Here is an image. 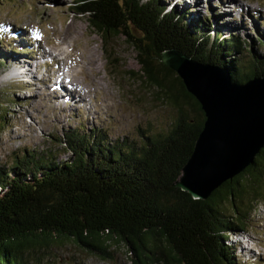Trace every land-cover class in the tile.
I'll use <instances>...</instances> for the list:
<instances>
[{"label": "trees", "instance_id": "16d2710c", "mask_svg": "<svg viewBox=\"0 0 264 264\" xmlns=\"http://www.w3.org/2000/svg\"><path fill=\"white\" fill-rule=\"evenodd\" d=\"M185 8L163 0L76 1L73 9L105 43L125 36L133 44L143 82L175 116L169 129L142 132L138 141L112 139L106 129L86 130L81 123L57 139L71 153L67 159L33 149L0 164V264H41L28 251L58 239L103 256L107 241L116 239L133 264H236L227 241L264 204V147L254 164L208 198L177 186L206 114L164 53L176 50L226 68L238 83L264 77V53L253 51L247 67L241 59L247 42ZM258 43L264 48V38Z\"/></svg>", "mask_w": 264, "mask_h": 264}, {"label": "rangeland", "instance_id": "374dc122", "mask_svg": "<svg viewBox=\"0 0 264 264\" xmlns=\"http://www.w3.org/2000/svg\"><path fill=\"white\" fill-rule=\"evenodd\" d=\"M76 1L0 0V54L5 61L0 63V116L6 112L0 126L1 165L11 164L15 154L33 149L51 150L56 158L67 159L71 153L57 139L81 123L86 130L106 129L112 139L127 136L137 141L142 132L154 135L170 127L175 111L158 96L155 87L143 82L133 44L125 36H113L105 43L87 16L73 9ZM163 1L170 6L183 5L194 19L209 18L214 26L222 28L225 36H240L249 44L241 58L247 67L252 64L253 51L264 53L258 43L264 38V0H232L243 7L240 13H236V7L228 9L232 7L229 3L227 9L219 8L227 0H210V3L202 0L200 6L196 0ZM42 51L47 54L42 59L43 67L36 65L32 72L15 74L22 75L15 78L4 71L7 59L17 52L34 58ZM164 60L167 61L166 56ZM27 64L30 61L26 60ZM60 73L79 92L72 93L60 85L52 96L51 85ZM63 81L69 82L65 78ZM67 91L68 104L75 109L68 104L62 109L56 100H62ZM241 231L233 236L229 234L227 241L234 248L236 264H263L264 204ZM107 246L108 255L103 256L71 239H58L49 246L34 247L28 255L41 264H133L124 242L110 239Z\"/></svg>", "mask_w": 264, "mask_h": 264}, {"label": "water", "instance_id": "95a60500", "mask_svg": "<svg viewBox=\"0 0 264 264\" xmlns=\"http://www.w3.org/2000/svg\"><path fill=\"white\" fill-rule=\"evenodd\" d=\"M206 114L193 154L177 186L208 198L224 182L254 164L264 147V77L233 81L226 68L164 53Z\"/></svg>", "mask_w": 264, "mask_h": 264}, {"label": "bare ground", "instance_id": "6f19581e", "mask_svg": "<svg viewBox=\"0 0 264 264\" xmlns=\"http://www.w3.org/2000/svg\"><path fill=\"white\" fill-rule=\"evenodd\" d=\"M205 1H207V2H209L210 3V0H205ZM202 3V0H196V3H197V6H200L201 5V3ZM227 3H229V4H231V6L232 7H230V8H228V9H230V10H233V9H235V7L237 8V10H236V13H240L241 11H242V9H243V7L242 6H240V4H237V1H232V0H227L226 1V4H220V6H219V8L221 7V8H224V9H227V7H228V5H227ZM218 7V6H217ZM246 10H252V9H248V8H246ZM195 13H199V12H195ZM238 27V26H237ZM236 27V28H237ZM22 35V34H21ZM41 47V46H40ZM40 50H41V48H40ZM25 52L23 51V54H24ZM37 56H33L34 58H32V57H30L29 56V58H27V57H23L22 56V54L19 52H17V54L16 55H12V56H10L8 59H7V61H6V64L4 65L5 66V70L4 71H9V75L8 76H11V77H13V78H15V77H22V75H18V76H16L15 74H18V73H23V72H32L31 71V69H33V67L34 66H40V67H43L42 66V59L45 57V58H47V54H46V52L45 51H42V53H37L36 54ZM44 55V56H43ZM9 56V54L7 55V57ZM26 60L27 61H30V64L27 66L26 65ZM55 60H57V59H55ZM8 62H10L9 64H8ZM35 62V63H34ZM16 63H18V65L16 64ZM21 64H23V66L21 65ZM26 65V66H25ZM45 65V64H44ZM51 65L53 66V62L51 63ZM6 67H9V69H6ZM17 67H19L20 69L18 70V71H16V69H17ZM22 67H24L25 68V70L22 68ZM47 67H49L50 68V62H47ZM61 74V73H60ZM26 74H24V76H25ZM48 75V74H47ZM55 75H57V74H55ZM29 76V78L31 79V75L29 74L28 75ZM60 76H61V78H60ZM57 75V78H56V80H55V82H53V85H51V89L50 88H48V89H50L51 91L50 92H52L51 94H52V96L54 95V93L53 92H57V87L58 86H60V85H62V86H64V88L65 89H67L68 91H69V89H71L70 91L72 92V93H74V92H76V91H78L74 86H73V82L71 83V81H69V79L67 80L66 78H68L67 76H64L63 74H61V75ZM64 76V77H63ZM65 78V80L66 81H69V82H65V81H63V78ZM51 81V80H50ZM64 82V83H63ZM47 87V86H46ZM71 87V88H70ZM47 89V88H46ZM68 91H67V93L65 94V95H63V99L62 100H60V99H56L59 103H60V108H66L67 106H66V104H68ZM79 92V91H78ZM81 94L79 95V97L81 98V100L83 101L84 100V95H83V93L82 92H80ZM59 95V94H58ZM67 96V97H66ZM53 98V97H52ZM54 99V98H53ZM52 99V100H53ZM71 108H73V109H75L76 107L74 106V105H70V103L68 104ZM79 107V106H78ZM263 264H264V262H262Z\"/></svg>", "mask_w": 264, "mask_h": 264}]
</instances>
